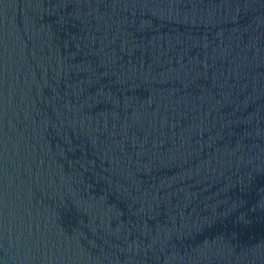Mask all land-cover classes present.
Listing matches in <instances>:
<instances>
[{
  "label": "water",
  "instance_id": "1",
  "mask_svg": "<svg viewBox=\"0 0 264 264\" xmlns=\"http://www.w3.org/2000/svg\"><path fill=\"white\" fill-rule=\"evenodd\" d=\"M0 264H264V0H0Z\"/></svg>",
  "mask_w": 264,
  "mask_h": 264
}]
</instances>
